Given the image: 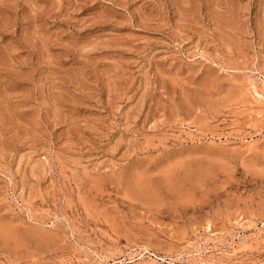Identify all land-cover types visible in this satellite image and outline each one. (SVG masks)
I'll use <instances>...</instances> for the list:
<instances>
[{
  "label": "rangeland",
  "instance_id": "obj_1",
  "mask_svg": "<svg viewBox=\"0 0 264 264\" xmlns=\"http://www.w3.org/2000/svg\"><path fill=\"white\" fill-rule=\"evenodd\" d=\"M0 264H264V0H0Z\"/></svg>",
  "mask_w": 264,
  "mask_h": 264
}]
</instances>
